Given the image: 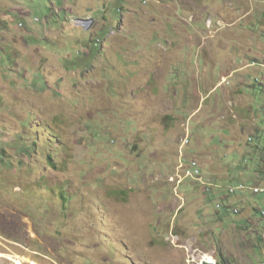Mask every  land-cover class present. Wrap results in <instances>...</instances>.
Listing matches in <instances>:
<instances>
[{
	"label": "rangeland",
	"instance_id": "1",
	"mask_svg": "<svg viewBox=\"0 0 264 264\" xmlns=\"http://www.w3.org/2000/svg\"><path fill=\"white\" fill-rule=\"evenodd\" d=\"M263 83L264 0H0V264H264Z\"/></svg>",
	"mask_w": 264,
	"mask_h": 264
},
{
	"label": "clouds",
	"instance_id": "2",
	"mask_svg": "<svg viewBox=\"0 0 264 264\" xmlns=\"http://www.w3.org/2000/svg\"><path fill=\"white\" fill-rule=\"evenodd\" d=\"M144 3H146V1L144 2ZM75 23L78 25V26H82V27H86V26H90L91 24L93 25L94 24V20L93 19H76L75 20ZM84 23H88V25H84ZM91 25V26H92ZM90 28V27H89ZM252 65L251 66H254L256 63H251ZM263 131H264V128H263ZM262 136V131H260V133L258 134V133H255V134H253V135H251L252 137H250L249 138V140H247V145L250 147V149H249V151L248 152H252L253 150L251 149V146L249 145V143H251V145H254V146H257L258 144H261L262 142H264V140H260V141H258L257 140V138L255 137V136ZM189 139H187L185 142H184V145H183V148H184V146H186L187 144H189ZM254 152V151H253ZM185 161L187 162V164H188V167L186 168V171H187V174H186V178H190V179H192V180H196L197 182H199L200 184H202L203 186H205L206 188H207V190L209 191V195L207 196V197H211L212 195H210L213 191H215V188H218L219 186L217 185V184H215V186L214 185H208L207 183H206V181H205V179H204V174H203V168H202V166L200 165V163L197 161V160H193V161H187V159H185ZM193 162H196L197 163V167H198V170L200 171V174H199V177H194V176H192V175H188V172H193V170L191 169V164L193 163ZM245 162H247L248 163V160H245ZM241 186H243V187H245V189L244 190H240V187ZM228 189H227V195H228V197L229 196H237V195H239V194H246L247 192H252L254 195H264V194H260V193H256L255 191H254V189H256V188H264V185L262 186H252V185H248V184H243V183H240V184H237V185H232V186H229V187H227ZM232 189H234L235 191L234 192H231V190ZM222 206H223V203H219L218 205H217V211L219 212V213H221L222 211ZM231 209V210H230ZM260 209V208H259ZM258 208H257V210H258V213H260V215H261V217H263L264 216V210L263 209H260L259 210ZM229 211H230V213L231 214H233V215H238L239 213H240V210H239V208L238 207H233L232 208V206H230V208H229ZM260 219V218H259ZM263 225H264V223H263ZM264 233V231H262V232H260V233H258L257 234V239H258V243H255L256 245H258L259 247H260V249L262 250V248H261V246H260V237H261V235ZM262 252L264 253V251L262 250ZM215 263H216V261H214ZM217 264V263H216Z\"/></svg>",
	"mask_w": 264,
	"mask_h": 264
},
{
	"label": "trees",
	"instance_id": "3",
	"mask_svg": "<svg viewBox=\"0 0 264 264\" xmlns=\"http://www.w3.org/2000/svg\"><path fill=\"white\" fill-rule=\"evenodd\" d=\"M255 136V135H254ZM257 138L258 141L262 140L261 139V136H255ZM249 145L251 146V149L254 150V153H262L264 152V142L261 143V145H257V146H254V145H251V143H249ZM48 164L51 165V166H55V163L53 162V157L52 155H48ZM258 169L255 170L253 172V174L257 175L256 177H253V176H249L248 178L245 177V173L246 172H250V170L246 167V166H242V165H236L235 168H228L227 169V173L229 175V182L232 183V182H236L237 179H238V176H233L231 177L234 173H237V172H240L242 173V177L240 178V182L241 183H245V184H253V182H257V183H260L262 180H264V165H261L260 163H258ZM256 166V167H257ZM240 173H237V174H240ZM263 177V179H262ZM261 178V179H259ZM240 182L238 184H240ZM237 185V184H236ZM61 196V199L63 200V203H64V207L67 206V204L70 202V197L66 194H64L63 192L60 194ZM214 200L212 199V196L210 197L209 199V202L212 203ZM232 204V202H226V203H223V206H222V212L220 213L221 215L224 214H228L230 213L229 211V208H230V205ZM220 212V211H219ZM222 263L223 264H229V262L225 259L224 262H223V259H222ZM220 263V264H222Z\"/></svg>",
	"mask_w": 264,
	"mask_h": 264
},
{
	"label": "crops",
	"instance_id": "4",
	"mask_svg": "<svg viewBox=\"0 0 264 264\" xmlns=\"http://www.w3.org/2000/svg\"><path fill=\"white\" fill-rule=\"evenodd\" d=\"M73 4H74V0H73ZM95 17H93V16H88V17H86L85 19H94ZM94 25L95 26H98L99 25V22L98 21H95L94 20ZM99 33H101V30H99L98 31ZM253 63V62H252ZM255 63V62H254ZM252 64H250L249 63V66H251ZM246 83V82H245ZM264 84V83H263ZM254 85V83H250V82H248V80H247V83L244 85L245 86V89H247V88H249L250 86H253ZM232 124H235V121H233L232 119L229 121V126L230 125H232ZM257 131H260V130H257ZM261 131H262V134H264V131H263V129H261ZM255 132L256 131H252L251 132V134H250V136H249V138L250 137H252L251 135L252 134H255ZM244 133V132H243ZM249 138H248V140H249ZM240 143H238L241 147H242V151H243V149L245 150V151H249V149H250V147L247 145V141H244V140H242V138H241V140L239 141ZM258 145H261V144H258ZM235 143L234 142H232V143H229V150H230V153H233L234 155H237L236 157H239L238 155H239V152L235 149ZM254 151V150H253ZM236 167V166H235ZM244 225H243V223L242 224H234V227L236 228V229H241L242 227H243Z\"/></svg>",
	"mask_w": 264,
	"mask_h": 264
},
{
	"label": "built area",
	"instance_id": "5",
	"mask_svg": "<svg viewBox=\"0 0 264 264\" xmlns=\"http://www.w3.org/2000/svg\"><path fill=\"white\" fill-rule=\"evenodd\" d=\"M84 25H88V23H84ZM191 169L193 170V172H188V175H192L194 177H199V174H200V171L198 170V167H197V163L196 162H193L191 164ZM245 187L241 186L240 187V190H244ZM235 190L232 189L231 192H234ZM254 191L256 193H260V194H264V188H256L254 189ZM260 246L262 248V250H264V234L261 235L260 237Z\"/></svg>",
	"mask_w": 264,
	"mask_h": 264
},
{
	"label": "water",
	"instance_id": "6",
	"mask_svg": "<svg viewBox=\"0 0 264 264\" xmlns=\"http://www.w3.org/2000/svg\"><path fill=\"white\" fill-rule=\"evenodd\" d=\"M201 264H216L215 262H208L206 259H203Z\"/></svg>",
	"mask_w": 264,
	"mask_h": 264
},
{
	"label": "bare ground",
	"instance_id": "7",
	"mask_svg": "<svg viewBox=\"0 0 264 264\" xmlns=\"http://www.w3.org/2000/svg\"><path fill=\"white\" fill-rule=\"evenodd\" d=\"M264 234V233H263ZM264 251V250H263ZM209 262V261H208Z\"/></svg>",
	"mask_w": 264,
	"mask_h": 264
}]
</instances>
